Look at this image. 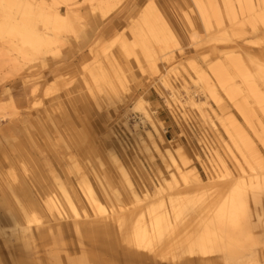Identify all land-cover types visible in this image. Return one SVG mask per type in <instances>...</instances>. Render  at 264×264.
<instances>
[{"label":"rangeland","instance_id":"rangeland-1","mask_svg":"<svg viewBox=\"0 0 264 264\" xmlns=\"http://www.w3.org/2000/svg\"><path fill=\"white\" fill-rule=\"evenodd\" d=\"M202 1L211 17L208 25L197 0L6 2L10 12H0L1 21L8 16L21 23L23 10L31 3L33 10L43 7L49 22L55 13L64 14L67 20L56 27L38 24V30L46 35L40 48L23 43L18 30L0 34V264H67L74 257L88 258L96 264H264V221L249 220L231 226L234 243H218L210 256L183 254L172 259L160 257L149 248H137L131 235L125 243L124 236H119L122 227L108 224L111 213L103 215L107 219L96 217L99 213L86 196L89 186L97 190V198L106 197L98 191L102 184L107 196L121 203L119 211L126 213L121 219L136 209L131 190L109 156L114 149L108 137L111 132L127 142L126 151L132 158L127 161L135 186L138 183L149 189L157 187L160 176L172 170V163L166 164L156 152H152L150 164L146 153L137 155L131 148L136 130L147 142L146 131L152 130L144 115L134 108L144 100L152 123L160 129L166 144L174 149L185 146L186 152L182 149L197 174L203 179L209 177V168L191 154L187 137L196 140L206 121L201 112L211 111L212 107L220 115L221 111L211 97L206 98V93L198 94L193 83L188 85L191 92L189 89L186 95L179 84L180 76L171 74L169 82L179 98L183 96L181 103L173 102L169 87L159 79L165 68L186 79H190L189 74L194 76V68L227 71L230 79L222 86L217 84L216 89L226 102L229 117L224 121L237 144L214 118L222 141L245 169H258L264 164V103H256L245 86L253 84L264 95V80L252 75L249 60L242 53L248 48L264 70V26L246 23L240 36H232L226 26L223 1L216 0L222 6L221 24L216 23L214 14H209V1L213 0ZM173 13L186 28L185 35ZM162 17L175 37L156 30L155 22ZM222 32L230 36L228 40H221ZM191 96L199 105L187 100ZM179 111L190 117L184 121L185 126L178 125L175 119ZM229 120L234 121L233 125ZM215 143L222 160L236 171L237 164L223 144L217 140ZM165 159L168 160L166 153ZM176 161L179 167H185L178 156ZM51 170L63 180L64 171L69 172L75 181L73 188L67 190L78 194L85 207H79L81 217H88L90 225L85 235H65L54 229L58 221H77L68 218L72 213ZM46 190L59 199L57 209L46 206L50 204ZM143 204L137 208H143ZM157 213H149L150 218ZM97 218L104 220L102 226L95 224ZM145 221L141 214L136 216L138 230L146 225Z\"/></svg>","mask_w":264,"mask_h":264},{"label":"bare ground","instance_id":"bare-ground-1","mask_svg":"<svg viewBox=\"0 0 264 264\" xmlns=\"http://www.w3.org/2000/svg\"><path fill=\"white\" fill-rule=\"evenodd\" d=\"M53 1L56 4H66L67 2V0ZM222 1L228 17L226 26L230 27L232 36H240L242 34L241 27L246 23L253 27L257 24L264 26V0ZM6 2H8V0H2L0 4V12H10V8ZM197 2L199 8L203 9L201 16L203 17L204 22L207 25L210 24L211 17L205 12L203 1L197 0ZM32 4L33 3L29 5V8L26 6L25 10H23L21 23L14 21L8 16H6L7 19H3L5 21L0 20V34L5 31L13 32L18 30L20 39L23 43L31 44L40 48L45 42L46 35L38 30V24L45 26L53 24L56 27L59 24L65 23L67 18L64 14L55 13L52 16V20L50 18L49 22L47 19L48 17L44 15L45 12L43 7H40V9L38 8V11L35 8V10H33ZM208 6L211 11L209 14H214L216 23L221 24L223 22L220 13V7H222L221 3L213 0L209 1ZM149 10L150 13L153 14L154 10L150 8ZM168 14L170 16V12ZM173 14L185 35L186 28L184 29V26L181 24L182 22L180 23L177 14ZM155 28L159 32H170V34L175 37V34L170 30L169 24L164 17L156 20ZM220 37L221 40L226 41L230 36L225 32H222ZM247 49L248 48L243 49L242 53H245L249 60L252 75L259 80H264V70H262L260 63L252 58L251 51ZM194 70V76H190L189 74L190 79H186L185 77H182L179 72L170 71L165 68L159 76V79H161V83L166 87H169V96L173 102L179 101L181 103L180 99L183 96L179 98L180 96L177 89H175V86L169 82L168 75L171 76V74L180 76L179 84L180 87L185 90L184 92H186V95L189 94V86L194 84L195 88L197 87L194 90L198 91V94L204 92L205 95L206 93L208 95L206 98L211 97L219 107L221 115L213 107L211 111L207 110V112H201L206 121H204L200 127L196 140L187 137V143L191 149V154L195 157L196 161L198 160L201 164H204L209 168V177L203 179L197 174L194 165L190 164L188 157L185 156L184 149H182L183 146L174 149L170 144V147L166 144L167 142L164 135L160 129L152 123L153 119H151V114L149 112L150 108L147 107L149 109L148 111L146 105H144V100L142 102H137L134 105V108L144 115L147 121L151 124L152 130L146 131L145 136L148 142L140 137L141 133L136 130V132L132 134L134 144H131V148L137 155L142 152L146 153L150 159V164H152V152H156L158 157L166 164H168L166 161L172 163L170 165L173 167L172 170H168L166 176H160L157 187L149 189L140 186L138 183L137 186H135L132 182V178H135L129 171L130 167L128 165L129 162L127 161V159L132 161V158L129 157L126 151L127 142L124 141L120 135L111 132L108 137L111 144L114 146V149L109 151V156L120 172L125 185L131 190L133 195V208L136 209H132L133 212H128L127 218L121 219L124 217L123 215L126 214H122V211H119L122 206L121 203L109 198L110 196H107V193L104 192L102 184L101 186H98V191L103 193L102 195H106V197L100 196L97 198L94 194L97 190L89 186L86 188L88 192V195L86 196L89 200V204H91L92 208L99 213V216L96 217L107 219V217L103 215L106 212L111 213L107 220L108 224L110 227L112 225L122 227L121 229L118 228L119 236H124L125 243L128 242V237L131 235V240L134 246L135 244L137 245V248H149L154 250L155 254L160 257H168L172 259H176L183 254H190L193 256L202 255L205 257L210 256L212 255V251L218 247V243L223 246H230L234 243L233 236L229 231L231 226L242 222L247 223L249 220L254 222L264 221V164H260L258 169L251 166L249 169H245L240 165L237 162V159L232 155L228 145L222 141V136L217 125L218 122L219 125L222 126L223 131H226L229 134L232 142L236 145L237 142L230 134L229 128L224 121L229 117V114L227 116L226 112V102L218 96V90L216 89L217 84L222 86V83L225 80L230 79L228 78L227 71L223 68H219L217 72L211 71L210 69L209 72L197 68H194ZM245 86L256 103H264V95H262L253 84L247 83ZM229 95L230 99H232L231 101H233V97L231 94ZM187 100L193 105H199V103L194 100L193 96L189 97ZM147 104H149V102ZM204 104L206 103L204 102ZM178 107L180 108V106ZM181 108L183 107L181 106ZM182 111H179L177 116L175 115V119L178 125L185 126L184 121H188L190 117ZM224 111L226 112V115L223 113ZM231 120H233V118ZM233 122L234 121L229 120V124L233 125ZM134 126L136 129L138 128L137 123H135ZM214 139L220 144H223L228 155L234 160V163L236 162V171L230 169V167L222 160L223 157L219 154ZM183 148H185L186 152V147L184 146ZM170 149L171 151H169ZM165 153L168 160L165 159ZM176 156L182 159L185 167H179L177 165ZM64 172L65 174L63 178L65 180L59 175H55L54 171L51 170L53 178L55 177L54 182L57 184L59 183V193L63 198L64 203L67 205L68 211H71L72 213V215H70L69 212L70 216H68V218L75 219L77 222H74L73 220L71 221V219L61 220L55 223L54 229L65 235L71 233L83 236L90 226L88 224V217H81L79 207L83 208V210L85 207L78 194L75 196L73 193L72 195L67 190L68 188H73V183L75 181L70 179L71 177L68 175L69 172ZM65 182L67 185L64 184ZM75 189L73 190L76 191ZM46 193L50 200V204L46 205L48 209H57L59 199L57 197H51L47 190ZM143 202L146 203V206ZM138 204H143L144 207L138 209ZM154 211L158 212L157 215L154 218H150L149 213ZM138 214H141L144 217V220H146V225L143 226L141 230H138L139 227H137L135 223ZM95 222V224L102 226L104 220L97 218ZM67 264L96 263L88 258L74 257L68 261Z\"/></svg>","mask_w":264,"mask_h":264}]
</instances>
